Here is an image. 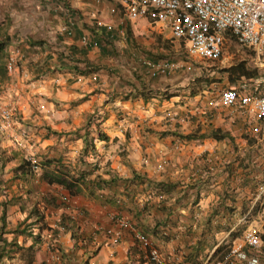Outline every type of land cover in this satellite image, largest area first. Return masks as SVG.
<instances>
[{
    "label": "crops",
    "instance_id": "crops-1",
    "mask_svg": "<svg viewBox=\"0 0 264 264\" xmlns=\"http://www.w3.org/2000/svg\"><path fill=\"white\" fill-rule=\"evenodd\" d=\"M14 1L23 9L7 15L23 19L21 38L43 44L29 46L21 39V49L16 47L20 50L17 70L8 78L6 95L0 97L6 100L11 93L22 94L15 98L21 123L8 130L11 137L4 145L9 148L7 153H17V157L33 162L54 160L48 169L59 163L75 177L94 166L90 179H108L105 170L117 176V183L108 189L91 194L82 186L79 195L70 196L60 186L43 182V169L15 182L11 172L6 229L20 224L35 204L42 206L39 210L44 212L45 225L50 229L39 233L31 264H144L145 255L130 232L122 231L117 244L104 235L106 229L116 228L111 221L114 215L130 221L145 234L166 264L180 262L197 242L215 240L210 256L220 244L239 241L250 226L263 233L264 194L258 203L254 196L264 185V173L249 174L248 168L240 166L238 158L242 155L238 157L239 150H235L239 146L252 149L254 144L239 138L237 129L243 121L238 117L222 119L215 113L214 121L208 122L199 114V107L207 101L200 95L210 89L209 81L191 82L184 70L150 78L145 69L136 65V58H141L139 52L127 54V25L116 0ZM96 20L115 29L108 33L96 28ZM132 24L128 27L135 38ZM7 33L11 37L17 31ZM83 37L88 39V45H83ZM107 50H115L116 55ZM83 61L101 69L77 75L72 67L82 66ZM194 88L199 93L190 95ZM38 103L45 106L43 112L38 111ZM35 107L36 111L32 109ZM91 115L93 123L85 129ZM232 118L240 120L236 126L224 125L232 123ZM224 126L235 134L228 133L231 141L209 137L213 132L222 134ZM19 128L27 130V136ZM86 131L94 151L82 156V165ZM97 131L107 140H99ZM188 134L197 138L178 137ZM27 149L32 151L28 153ZM18 159L13 161V167ZM222 162L229 163L228 167L219 166ZM158 165H162L161 170L154 169ZM133 176V184L121 182ZM254 180H260L255 190L249 187ZM47 188L57 194L51 196L48 191L52 190ZM47 197L54 200L56 207L44 205ZM105 198L112 202L103 203ZM254 206L260 208L255 213ZM239 229L242 233L236 238L233 233ZM162 230H167L169 237H161ZM34 231L38 233L35 226L32 234H37ZM4 236L8 241L12 239ZM16 240L25 248L33 242L24 236ZM261 241L257 256L264 264V240ZM49 247L58 250L50 253ZM5 264L27 263L17 254Z\"/></svg>",
    "mask_w": 264,
    "mask_h": 264
},
{
    "label": "built area",
    "instance_id": "built-area-1",
    "mask_svg": "<svg viewBox=\"0 0 264 264\" xmlns=\"http://www.w3.org/2000/svg\"><path fill=\"white\" fill-rule=\"evenodd\" d=\"M116 2L126 22L146 21L149 25L166 28L171 43L189 59L219 61L223 57L226 43L233 40L239 47L252 52L256 66L264 65V0H116ZM94 24L96 28H102L108 33L115 29V26L101 20H96ZM82 43L88 45L89 41L83 37ZM93 46L96 47V43ZM19 51V48L13 47L7 52L8 74L17 70ZM143 66L150 78L189 70V65L185 61L146 60L142 62ZM44 108L43 105L40 106L41 110ZM215 113L222 119L231 116L241 119L243 122L237 129L240 137H251L264 146V77L255 79L250 86L244 83L224 89L217 93L214 99L207 98L205 104L199 107V114L205 116L208 122L214 121ZM0 116L1 131L12 129L15 118L11 109L3 106L0 109ZM39 169L38 166L33 167L35 172ZM154 169L161 170L162 165L154 166ZM262 194L264 185L259 187L254 196L256 203ZM111 221L116 228L103 232L113 244L119 242L122 231H128L139 251L145 255L144 264H166L148 237L134 224L117 215H114ZM161 235L168 236V231L162 230ZM261 244L259 228L250 226L239 241L226 247L220 259L212 260L210 255L204 264H260L257 252Z\"/></svg>",
    "mask_w": 264,
    "mask_h": 264
},
{
    "label": "rangeland",
    "instance_id": "rangeland-1",
    "mask_svg": "<svg viewBox=\"0 0 264 264\" xmlns=\"http://www.w3.org/2000/svg\"><path fill=\"white\" fill-rule=\"evenodd\" d=\"M21 8L23 9V6L21 4L19 6H17V3L14 0H0V36L7 35L8 34L7 32L12 33L14 31V33H15V31H17V33H15L14 35L11 36L13 44H11L6 49V53L8 52L9 48L20 47V49H21V45H22L20 43L21 39L24 40V43L27 41L24 38H21V35L19 32L20 30L23 29V25H24L23 19L22 20L21 19L16 20L14 18L12 19L11 15H7V13H11L12 11L17 12ZM124 24L126 26V25H130L131 23H128L125 21ZM17 25H18V27H17ZM131 27H132V33L135 35V38H133V39L135 41V44H137V47H136L137 50L133 53L135 55H137V53L139 52L140 57H141L140 59L136 58V61H135L136 65L142 67L143 61H146V60H153L154 61L156 52H160V54L166 56V58H164V59H169L171 61H179V62L185 61V62H187L189 65V70H186L185 72L188 75L187 78L192 79L191 82H196L197 79H203V81H205V80L209 81L210 89L206 90L207 95H200L201 96L200 98L207 97L209 99H214V97L217 95V93H219L220 91H222L224 89H227V88H230L233 86H238V85H241L244 83L247 84V86L252 85L253 83L245 82L246 80L243 78V76H241V74L243 73L242 71H246L247 73H249L251 75H256V76L259 75L258 78L264 77V65H261V66L257 65L256 66L255 62H254V60H255L254 55L252 54V52L239 47V45L233 40H230L229 42L226 43L223 57L219 61H215V62L201 61L198 59L187 58L185 56V54L183 53V51H181L177 47H175L171 43L169 38H166V36L169 35L168 30L166 28L154 26V25H149L146 21H137V22L133 23ZM166 46L168 47L167 49L165 48ZM142 68L144 69V66ZM13 73H11V74H13ZM11 74H8V78H10ZM240 77H242L243 79H241ZM8 83H9V81L3 83V85L1 86L0 97L6 95L5 91H6V89L9 88L6 86ZM259 91H261V89ZM192 92L199 93L198 89H195V88L193 90L189 91V94L191 95ZM165 94L167 96L169 95L168 93H165ZM10 95H11V98H7L6 100L0 99V109L3 106H7L9 109H11V113H12L13 117L15 118V120H14L15 124L16 123L20 124L21 123L20 115L18 114V111L16 110L17 109L16 102L18 100L15 98L16 97L18 98L22 94L18 93L17 95L13 96V93H11ZM41 105H43V104L38 103V105L36 107L38 108V111L43 112L45 110V108H44V110H41L40 109ZM36 107L32 108V109H34L36 111ZM34 114L37 117H40V115L37 114V112H34ZM232 119L234 120V121H232V123L227 121L226 123H224V125L225 124L226 125L231 124L232 126H236V121H240L239 119H237L236 121H235V118H232ZM89 120H91V123H93L92 115H91V118ZM1 121H2V119L0 116V154H2L1 156L3 158V154L5 157L10 156L11 152L9 154L7 153L9 148H6L4 145L6 144L5 140H7L11 136H9L10 135L9 131L2 134L3 132L1 131ZM223 129H224V132H222V134H228V133L234 134L232 129H230L231 131H229V129L226 127ZM21 130H24L25 131L24 135L27 136V130H25L24 128H19L18 131L21 133ZM239 138L244 140L245 142H247L248 145L254 144V146L252 147V149H247L246 147H240V146L238 148H236L235 149L236 151L239 150L238 157L240 155H242L238 159L243 160L244 161L243 165H246L247 167H249L248 168V170L250 171L249 174H254L256 176H257V174L258 175L263 174L264 173V146L259 141H256L255 139L248 137V136L239 137ZM245 150H247V151H245ZM31 151L32 150L29 149L28 153ZM250 159H251V161H250ZM28 160H30V159H28ZM246 161H248V162H246ZM34 162H37V161H34ZM37 163H41V162H37ZM13 164H14L13 161H10V162L6 163V165L3 169L0 168V227H1V215L3 214V212H4V222L6 223L5 211H6V207L8 205V202L6 200V194H9L10 187L13 184V183L12 184L10 183V181L8 180L9 179L8 177L11 176ZM228 164H227V162H222V164L220 163L219 166L228 167ZM13 180H15V179H12V182H15ZM259 181L260 180H258V181L254 180V185L249 183V187L250 188L252 187L255 190ZM39 190H41L40 187H39ZM46 190H52V189L47 188ZM48 193L51 196L54 195V193L57 194V192H55L54 190H52L50 192L48 191ZM40 207H42V206L40 205ZM5 231H6L5 234H2V236H1L2 238L6 237V239H7L8 236H4V235H9L10 237H13L11 234L7 233L8 230L6 228H5ZM34 232L37 233V231H34ZM161 232H160V234H161ZM236 233H237V235L240 236L242 232L239 229V230H237ZM161 237H163V236L161 235ZM166 237H169V234ZM55 250H58V249L53 248V250H51V248H50L49 252L54 253ZM208 256H209V254L206 256L205 253H203L201 255V260H202L201 264L205 263V261L208 259ZM183 258H185V257L181 256L182 260L180 262H177V261L172 262L171 261V264H184ZM4 259L5 260H4V262H2V264H5L6 260H9L6 258H4ZM1 260H3V258ZM0 263H1V261H0Z\"/></svg>",
    "mask_w": 264,
    "mask_h": 264
},
{
    "label": "trees",
    "instance_id": "trees-1",
    "mask_svg": "<svg viewBox=\"0 0 264 264\" xmlns=\"http://www.w3.org/2000/svg\"><path fill=\"white\" fill-rule=\"evenodd\" d=\"M125 39L126 42L129 45V48H127V54L131 55V53L135 52L137 49V44H135V41L132 37L130 28L127 25L126 33H125ZM133 41V42H132ZM29 46H41L43 42L41 41H35V40H27L26 41ZM13 44L12 38L8 35L0 36V88L3 85V83L8 81V74L6 71V60L8 57V54L6 53V49ZM168 48L167 46L165 47ZM108 54L110 55H116L115 50H107ZM131 52V53H130ZM126 53V52H125ZM166 56L160 54V52L155 53L154 61L158 60H169L164 59ZM82 66L74 65L72 67L73 71L77 75H88L90 73H96L101 68L98 65H92L88 62L83 61ZM243 73L241 76L246 80L245 82L253 83L255 79L259 77V75H251L247 73L246 71H242ZM243 79L242 77H240ZM209 84V83H208ZM91 120L87 121L85 123V129H88L90 127ZM56 134V133H54ZM89 133L86 131L83 136V149L81 153V159L80 163L83 165L85 164L82 160V156L87 154L88 152L94 151V144L93 141L88 139ZM180 139L183 140H194L196 139L195 134H188V135H178ZM209 137L215 139V140H229L231 141L232 138L228 134H218V132H213L209 135ZM97 138L99 140H107V137L103 134H101L99 131H97ZM200 138H204L203 136ZM6 154V153H5ZM0 154V168L3 169L6 165V163L10 161H14L16 158H19L17 161V164L15 167L12 168L13 173V179H20L24 180L28 177H31L34 175L35 171L33 170L34 166H38L40 169H43V173L40 177V179L45 182L48 186L57 185L60 186L62 189H65L68 191L70 196H76L81 193L80 187L84 186L86 188H89L90 193L93 194V192H98L104 189L110 188L113 184L117 183V176H115V173H112L110 170H105L104 173L107 174L109 177L108 179H104L101 176L96 177L95 179H90L89 175L93 170L96 169L94 166L92 170L85 171L82 170L78 173V176L75 177L71 172L69 168H64L59 163L55 164L54 169H48L53 164L54 160H45L41 163L32 162L31 160L24 159L22 157H17V153H11L10 156H4L3 158ZM245 160V159H244ZM58 162V160H57ZM244 161L241 160L239 163L240 166L245 170L247 167L243 164ZM134 176L129 179H121V182L124 185H129L134 183ZM256 185V184H255ZM112 202V199L105 198L103 200V203L110 204ZM44 205L50 206V207H56L55 202L53 199H49L48 197L45 198ZM259 206L253 207V212H257L259 210ZM217 213H213L212 215H215ZM210 217L207 220V223L210 222ZM28 220H31L28 224L26 223ZM38 229V233L33 235L32 234V227ZM5 228L6 223L4 222V212L1 215V227H0V261L2 258L6 259H13L18 254L19 256H23V258H26V263L31 264L34 261V254H35V246L39 243V233L44 230L48 229L45 225L44 220V212L40 211L37 204L31 207V209L28 212L27 217L20 223L17 224V226L14 229L8 230L7 233L11 234L13 237L10 241H8L6 238H2V234H5ZM264 230V227H263ZM18 236H24L27 238H32L33 242L28 247H22L17 243L16 238ZM233 236L236 238L238 237L237 233H233ZM260 238L264 240V231L263 233H260ZM230 244H220L215 251L211 255L212 260H217L221 258V254L225 250L226 247H228ZM216 246L215 240H207L204 242H197L191 249V251L185 256L184 258V264H201V255L203 253L206 254V256L214 249Z\"/></svg>",
    "mask_w": 264,
    "mask_h": 264
},
{
    "label": "clouds",
    "instance_id": "clouds-1",
    "mask_svg": "<svg viewBox=\"0 0 264 264\" xmlns=\"http://www.w3.org/2000/svg\"><path fill=\"white\" fill-rule=\"evenodd\" d=\"M22 41V40H21ZM23 42V41H22Z\"/></svg>",
    "mask_w": 264,
    "mask_h": 264
}]
</instances>
